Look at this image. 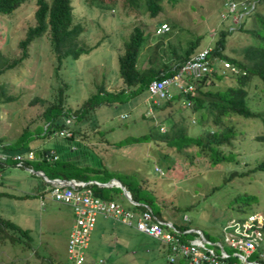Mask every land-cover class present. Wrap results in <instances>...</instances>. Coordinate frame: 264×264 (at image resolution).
Instances as JSON below:
<instances>
[{"label": "trees", "instance_id": "16d2710c", "mask_svg": "<svg viewBox=\"0 0 264 264\" xmlns=\"http://www.w3.org/2000/svg\"><path fill=\"white\" fill-rule=\"evenodd\" d=\"M24 1L31 2V0H0V16L10 15ZM82 1L88 10L92 9V2H95L94 6L106 12L110 18V14L112 13L109 11L113 12V15L116 13L114 19L120 24L117 38L121 43L119 46L121 50L117 52L116 60L118 74L123 82V86L117 89H108L102 83H99L95 85L93 93L80 101L78 106L72 107L69 102L65 101V94L62 89H65L68 84L67 82H63L61 86L57 87L58 90L55 95L51 96L52 98L50 97L51 100H46V104L39 113L38 118L40 121L34 123L31 127H29L30 125L22 127L20 132L8 142H4L3 138L0 137V150L13 153H24L33 149L49 150V156L56 155L54 159L41 155L39 157L25 159L22 162V165L30 166L34 170H41L48 178L60 177L107 181L110 177H115L129 192L131 199L138 204L133 205L127 202L126 199L117 201L118 199L114 198L112 192L108 190L109 187L119 188L117 186L103 187L95 183H90L87 187L95 196L113 200L121 204L124 208L133 211L136 216L140 215L143 211H149L156 218L166 220L162 218V205L157 196L149 185H146L134 172L125 173L119 172L120 170H108L100 164L99 160H95L94 163L92 159L90 161L86 160L91 158L92 153L78 138H75L78 132L85 134L84 129L80 130L79 125L85 126L84 128L87 126H98L100 130H97V132L99 133L104 132V130H124L125 132L120 139L110 140L104 137V140L114 144L119 141H121L120 143L129 145L135 142L148 144L160 153L161 158L159 160L163 161L166 157L169 158L164 163L167 169L172 167L176 162L175 158H179L181 161L183 160L189 164L192 163V158L195 156L204 157L210 164L209 167L213 168L218 166V164L221 165L222 162L236 163L237 154L231 148L226 149L232 146V139L236 136L237 132H242L231 121L232 116L234 118L241 117L244 120L257 117L261 124L258 131H261V133L258 132L259 134L255 135L254 138L257 139L256 141H264V0H233L236 6L235 11L232 12L221 10L222 7L225 8L223 4L225 0H220V10L218 11L219 21L217 24L211 25L208 29V33L210 31L212 32L210 34L211 41L204 45L209 47L204 56L206 67H210L208 73L200 79L193 80L194 88L191 91L184 92L183 95H181V92L172 91L168 97L157 96L156 94L150 96L148 93L139 97L140 99L146 97L141 102L145 104L143 106H150L152 109L172 105L171 109L160 116L158 118L159 122L154 125H148L146 123V117L148 115L145 110L139 111L138 114L136 113L137 115L132 113L130 119L127 116L125 118L120 116L121 113H119V117L115 120L114 124H112V120L104 123V119L103 121L93 119L96 115L93 110L98 106L111 105L113 101L126 102L131 97L140 95V92L145 91L148 82L152 78H160L169 74L171 72L170 64L173 62L176 64L182 62L190 54L199 49L197 45L201 38V31L199 33H192L191 38L186 40L187 43L181 52L176 54L173 44H176L177 40L175 42L174 38L171 39L169 37L175 33L180 36L186 32V29L175 19H169L170 15H167L168 13H163L164 0ZM166 1L169 5H174L179 0ZM214 1L217 3L219 0ZM240 3H244L245 5L242 6ZM27 7H29L28 13L31 15L27 19L28 22L25 23L23 33L20 34L17 40L15 39L16 41L14 40L18 48V53L15 55L3 54L0 50V103L10 102L15 98L13 95L5 92V84L2 81L3 76L13 70L16 72L17 67L29 61L30 49H32L31 47L35 41L41 40L44 43L42 48H49L48 50L53 54L55 61L53 70L55 73L61 67L64 68V65L66 67L71 60H76L79 57L86 60L87 56L91 54V51L97 47V44L103 41L99 38L93 43H85L80 39V35L86 30L87 26L76 15L73 0H33L32 6L29 4ZM116 8H122L124 11L121 12L125 15L133 13L134 15L130 16V20L134 24L132 23L129 27H125L124 24H126V21L123 22V18L118 19L119 15L123 16V14L120 11H115ZM160 13L163 14L159 17L158 15ZM233 15L237 16L235 21H232ZM155 17L158 20H165L163 22L168 25L165 29L166 31L157 32L160 33L158 35H156L157 33L155 34V21H151ZM147 18H150L149 21H147ZM122 32L127 33L125 39L120 37ZM152 33L155 35H152ZM162 33L165 35L161 36ZM235 34L237 36L236 39L243 37L242 35L245 34V43L238 48L236 46L228 47L231 38ZM153 36H158V38L150 45L148 53H145L146 56L143 51L141 60L145 64L144 67L137 66L138 56L145 42ZM9 41L10 38L6 32L1 30L0 48L5 42L9 43ZM39 56V50L37 49L35 64L37 62L40 63ZM217 59L224 60L229 65L224 67L221 61L220 63L216 61ZM225 78L228 79L227 82H224L226 81L224 80ZM253 78L258 79V86L254 83ZM110 82L112 83L113 81L110 80ZM250 86H253L252 92H249ZM250 93L251 95L253 94L251 101L254 96L262 98V107H257L255 103H253V106L250 105V103L252 104L250 101ZM182 96H185L189 100L188 104H185ZM40 99L42 98L35 96L30 98L28 102L33 103ZM183 107L189 109V116L183 114ZM176 113H178V116L181 114V117L179 119H172V115ZM191 114L194 115L193 119L191 118ZM66 118H69V122H65ZM162 123L167 124L164 131L159 129ZM63 126L70 127L72 131L70 136L62 137L54 133ZM34 138L48 139L49 145L44 144L41 148L32 147L30 140ZM71 144H74V147L71 148ZM161 150L164 151L162 152ZM178 154L180 155L179 157ZM11 164L14 165V162ZM8 165L0 164V170L2 167ZM248 170H250V173L253 170L264 171V155L256 160L254 165ZM239 174L242 175L243 173ZM233 175H235V171H231L221 181H226L225 179ZM40 178L41 184L36 185L32 189V194L38 195L44 192L46 183L42 177ZM179 178H183V176ZM253 189H248L247 187L248 192L242 191L241 195H238L242 197L241 200L236 198L237 196L234 197L236 201H240L236 209V211H239V214L243 215L245 213L244 208L257 202V192L252 191ZM31 193L27 192L24 195ZM3 194L9 195L7 192L0 191V195ZM111 220L115 221L113 219ZM182 220L184 221L186 219ZM132 222H135L134 218ZM172 224L177 229L191 227L185 222ZM122 225L131 227L136 232L150 237L146 251L155 242L164 244L160 240L136 230L131 225ZM161 228L163 230L167 229L165 225H161ZM262 234L264 237V223ZM192 236V232H186L180 234V239L182 241H188ZM206 236L210 238L209 235L206 234ZM21 237H23L25 242H28L30 240L28 230L21 228L8 218L0 216V242L7 239L13 243L17 238ZM114 245H116V250L117 248L121 249L124 247L120 246V244ZM109 247L111 248V246ZM91 255L89 253L88 239V245L84 251V260L81 264L104 263V257L98 256L95 261ZM256 255L257 251H254L251 257ZM165 258L167 259V255ZM176 258L184 257L177 256ZM230 260H234V258H230ZM115 261L113 259L112 262L114 263ZM112 262L108 263L112 264ZM117 263L115 262V264ZM173 263L174 261H166L165 264ZM51 264L71 263L69 260L68 263L53 260Z\"/></svg>", "mask_w": 264, "mask_h": 264}, {"label": "rangeland", "instance_id": "374dc122", "mask_svg": "<svg viewBox=\"0 0 264 264\" xmlns=\"http://www.w3.org/2000/svg\"><path fill=\"white\" fill-rule=\"evenodd\" d=\"M219 2L220 0L217 3L214 0H179L174 5H169L166 0L163 1V13H168L169 19H175L186 29V32L180 36L175 33L169 37L174 38L175 42L177 40V43L173 44L176 54L181 52L187 43L186 40L191 38L192 33L201 31L197 48H201L211 41L210 34L212 32L208 33V29L219 21ZM32 3L33 0L31 2L24 1L10 15L0 16V32L1 30L5 31L10 38L9 43L5 42L0 48L3 54L15 55L18 53L15 41L23 33L25 23L28 22L27 19L31 14L28 13L29 7L27 6L29 4L32 6ZM94 3L92 2V9L88 10L82 0H73L76 15L87 26L80 35V39L85 43H93L99 38L103 40L91 51L86 60L81 57L71 60L66 67L64 65V68L61 67L55 73L53 54L48 50L49 48H42L44 43L37 40L30 49L29 63L22 64L16 68V72L13 70L3 76L5 92L15 97V100L0 103V137L3 138L4 142L14 138L22 127L26 125L31 127L40 121L39 113L46 104V100H51V96L55 95L58 90L57 87L61 86L63 82L68 84L65 89H62L65 94V101L69 102L72 107L78 106L80 101L93 93L95 85L99 83L108 89H117L123 86L118 74L116 60V54L121 50L119 47L121 43L117 38L120 24L114 19L116 13L113 15V12L109 11L112 13H109L110 18L106 12L94 6ZM221 10H225V8L222 7ZM115 11L122 13L121 11L124 10L116 8ZM163 13L158 16H162ZM122 14L123 16L119 15L118 19L123 18V22L126 21L124 26L129 27L133 23L130 16L134 14H126L127 16ZM149 19L147 18V21ZM152 20L155 21V34L163 31L161 29L164 27L163 21L165 20H158L156 17ZM159 22L163 26L158 24ZM166 26L168 25L166 24ZM147 30L149 29L147 28ZM155 34L152 33V35ZM158 34L160 33L156 35ZM164 35L161 34V36ZM126 36V32L120 34L122 39H125ZM242 36L236 39L235 34L228 47L236 46L238 48L242 46L245 43V34ZM156 38L158 36L147 39L138 56L137 66L144 67L145 64L141 60L143 51L144 54L148 53L150 45L155 42ZM163 39L165 40V38ZM39 46L40 48H38ZM37 49L40 54V63L35 64ZM166 60L168 61V59ZM110 80L113 82L111 83ZM224 80L227 82L228 79L225 78ZM253 81L257 86L259 85L257 78H253ZM170 90L174 91L175 88L171 87ZM252 91L253 86H250L249 92ZM145 94L146 91H142L140 95L131 97L126 102L113 101L114 103L112 102L111 105L98 106L93 110L96 114L93 119L102 121L104 119V123L112 120V124H114L119 113H128L126 116L130 119L132 113L138 114L139 111L145 110L148 115L146 123L154 125L159 122L160 116L171 109L172 105L158 109L143 106L145 104L141 101L146 97L141 99L139 97ZM252 95L250 93V101ZM35 96L41 97L43 100L29 103V99ZM135 97L137 98L135 99ZM251 102L250 105L252 106L253 103L257 107L263 105L262 98L258 96H254ZM182 112L187 116L190 114L187 107H183ZM180 117L181 114L178 116V113L172 115V119H179ZM193 117L194 115L191 114L192 119ZM231 121L242 131L237 132L232 139V146L226 148H231L237 154V162H222L221 165L218 164L214 168L209 167L210 164L204 157L195 156L192 158V163L189 164L175 158L176 162L167 169L164 163L169 158L166 157L163 161L159 160L161 158L160 153L148 144L135 142L129 145L120 143L121 141L114 144L104 140V137L110 140L120 139L125 132L124 130H104V132L99 133L97 132L100 130L98 126L84 128L85 126L79 125L80 130L84 129L85 134L78 132L75 138H78L92 153L91 158L86 160L92 159L93 163L95 160H99L100 164L108 170H120L119 172L125 173L134 172L146 185H149L162 205V218L170 220L174 224L185 222L191 227H198L211 238L220 240L224 244L221 238L223 224L228 218L241 215L238 213L239 211H236L240 201H236L234 197L237 196L236 198L241 200L242 197L238 195H241L242 191H247V187L248 189L254 188L252 191L257 192V202L243 210L245 213L252 210L264 212V171L253 170L250 173L248 170L256 160L264 155V141H256L257 139L254 138L255 135L259 134L258 132L261 133L258 131L261 124L257 117L244 120L241 117L234 118L232 116ZM166 126V123H162L159 129L164 131ZM30 144L32 147L41 148L44 144L49 145V140L34 138L30 140ZM72 147L74 144H71ZM156 167L162 170L161 175L153 170ZM231 171H235V175L225 179L226 181H221ZM239 173L243 174L240 175ZM185 175L186 177H184ZM182 176L183 178H179ZM40 177L34 172H28L24 167H15L12 164L4 166L0 170V191L9 194L0 195V216L6 217L21 228L27 229L30 235L28 242H25L23 237L17 238L13 243L7 239L0 242V264H51L53 260L68 263L65 235L72 219V213L66 206L49 199L47 193H44V205L39 207L38 196L31 192L36 185L41 184ZM108 190L112 192L114 198L118 199L117 201L127 200L120 188L109 187ZM27 192L31 194L24 195ZM127 202L129 201L127 200ZM182 219L186 220L183 221ZM93 228L89 235V253L92 254L91 256L95 261L98 256H102L105 258L103 264H110L108 262H112L113 259H118L115 261L118 262L117 264L166 263L165 256L168 253L166 245L155 242L146 251L145 248L149 245L150 237L135 232L131 227L112 221L110 218L98 216ZM120 243L124 246L119 250L120 253L106 252L105 249L109 246L114 247V244ZM259 250L264 251V237L260 242ZM173 264L188 263L185 258H176Z\"/></svg>", "mask_w": 264, "mask_h": 264}, {"label": "built area", "instance_id": "2783aa9c", "mask_svg": "<svg viewBox=\"0 0 264 264\" xmlns=\"http://www.w3.org/2000/svg\"><path fill=\"white\" fill-rule=\"evenodd\" d=\"M223 4L226 11H235L236 3L233 0H225ZM240 4L245 5L244 3ZM236 19L237 16L233 15L232 21ZM208 49L209 47H205L187 59L182 65L183 71L199 74L207 69L204 56ZM223 64L227 65L225 61ZM171 81L177 82L175 76ZM171 81L168 78L152 79L147 86L149 95L165 96L167 94L166 87ZM65 122H69V118H66ZM55 132L63 136L70 134L68 128L64 126ZM33 157V151L13 153L0 150V164L14 162L13 166H23L27 171H31V168L22 165V162ZM48 157L54 159L56 155H48ZM155 169L159 174L162 173L159 167ZM42 179L46 186L44 192L38 194L39 205L44 204V193H47L49 199L66 204L71 209L72 223L65 243L66 255L71 264H81L84 260V251L88 245L89 235L98 216L110 217L122 224L131 225L136 230L160 240L168 249L166 255L169 262L174 261L177 256H182L188 264H264L260 261L261 257H264V252L258 250L263 239L264 212H251L241 220L235 218L227 220L221 229V238L224 241L222 244L220 240L207 239L198 228L177 229L170 220H160L149 211H143L136 216L133 211L113 200L95 196L87 187L90 183L104 186L108 184L107 182L96 179L80 180L60 177L48 178L46 176H42ZM130 203L138 204L135 201ZM133 218L135 219L134 223L132 222ZM161 225H165L167 229L163 230ZM186 232H192L193 236L188 241H182L180 234ZM254 251H257V255L251 257ZM230 258H234V260H230Z\"/></svg>", "mask_w": 264, "mask_h": 264}, {"label": "clouds", "instance_id": "9594fccd", "mask_svg": "<svg viewBox=\"0 0 264 264\" xmlns=\"http://www.w3.org/2000/svg\"><path fill=\"white\" fill-rule=\"evenodd\" d=\"M158 24H160L161 26H163L162 25V23L161 22H159ZM161 28V27H160ZM163 29H161V30H165L166 28H167V26H166V24L164 23V27H162ZM156 29V28H155ZM162 32V31H161ZM157 33V32H156ZM205 47H207V46H202L201 48H199L196 52H194V53H192V54H190L185 60H183L182 62H180V63H175V62H173L172 64H170L169 65V67H170V69H171V72L169 73V74H167V75H164V76H162V77H160V78H152V79H162V78H168L169 79V81H171L172 80V78L175 76V79H176V83H174L173 81H171L168 85H167V87H166V89H167V94L165 95V96H170L169 94H170V92H172V90H170V88L171 87H173V88H175V90L174 91H176V92H181V95H183V93L184 92H187V91H191L193 88H194V84H193V80H195V79H200L202 76H204V75H206L207 73H208V71H209V69H210V67H208L207 69H205V70H203V71H201L199 74H193V73H186V72H184L183 71V69H182V65L186 62V60L187 59H190L193 55H195V54H197L199 51H201L203 48H205ZM216 61H218V63H220V61L222 62V64H223V62H224V60H221V59H217ZM227 65H229V63H227ZM227 65H224L223 64V66L225 67V66H227ZM151 79V80H152ZM150 80V81H151ZM149 81V82H150ZM148 82V83H149ZM147 86H148V84H147ZM147 86H146V93H148L149 94V92H148V88H147ZM182 99H183V101H185V104H188L189 103V100L188 99H186V97L185 96H182ZM148 108H151L150 106H148ZM128 113H126V112H122L121 113V115L120 116H126ZM68 128V130L70 131V134L69 135H67V136H70L71 134H72V131H71V129H70V127H67ZM55 134H56V132H54ZM59 135V134H58ZM59 136H62V137H67V136H63V135H59ZM31 151H42L43 152V150H41V149H39V150H31ZM45 151H47V153H45V154H43V156H48L49 155V150H45ZM44 153V152H43ZM38 157V156H37ZM9 165H11V164H9ZM23 167V166H22ZM30 167V166H29ZM31 168V171H28V172H34L35 173V171H41V170H34L32 167H30ZM155 171H156V169H155ZM159 174V173H158ZM162 174V173H161ZM160 174V175H161ZM39 176H41V175H39ZM45 176V175H44ZM42 177V176H41ZM114 179H116L115 177H110L107 181H101V182H107L108 184L107 185H102L103 187H108V186H117L118 187V182L116 181V180H114ZM97 180V179H96ZM98 181H100V180H98ZM123 193V192H122ZM38 196V195H37ZM124 197L125 198H127L125 195H124ZM127 200L129 201V202H132L133 200L132 199H128L127 198ZM57 202V201H56ZM40 206H42V205H40ZM251 212H256V210H253V211H250V212H248V213H245V214H243V215H239V216H237V217H230V218H228L227 220H229V219H231V218H235V219H239V220H241V219H243L247 214H249V213H251ZM226 220V221H227ZM264 223V222H263ZM225 224V223H224ZM223 224V225H224ZM195 228H198V227H195ZM198 229H200V228H198ZM222 229V228H221ZM201 230V229H200ZM201 232L204 234V236L207 238V239H210V240H217V239H213V238H209V237H207L206 236V234H205V232H203L202 230H201ZM259 250V249H258ZM264 252V251H263ZM263 259H264V257H261V259H260V261L261 262H263L264 263V261H263ZM166 261H167V259H166ZM169 262V261H168Z\"/></svg>", "mask_w": 264, "mask_h": 264}, {"label": "water", "instance_id": "95a60500", "mask_svg": "<svg viewBox=\"0 0 264 264\" xmlns=\"http://www.w3.org/2000/svg\"><path fill=\"white\" fill-rule=\"evenodd\" d=\"M44 152V153H43ZM34 151L33 152V155H34V157H39V156H41V155H43V154H45V153H47V151ZM35 174H37V175H41V176H44V173L42 172V171H35ZM114 180H116L117 182H118V187L121 189V191L123 192V194L130 200L131 199V197H130V194H129V192L125 189V187L119 182V180L118 179H114Z\"/></svg>", "mask_w": 264, "mask_h": 264}, {"label": "crops", "instance_id": "0c3cea01", "mask_svg": "<svg viewBox=\"0 0 264 264\" xmlns=\"http://www.w3.org/2000/svg\"><path fill=\"white\" fill-rule=\"evenodd\" d=\"M36 195V194H35ZM60 205H63V206H66L67 208H69V210L71 211V209H70V207L68 206V205H66V204H63V203H60V202H58ZM38 205H39V203H38ZM44 205V204H43ZM42 205V206H43ZM39 207H40V205H39ZM72 213V212H71ZM71 223H72V219H71V221H70V224H69V227H68V230H67V233H66V235H65V239H67V235H68V232H69V230H70V226H71ZM94 229V228H93ZM92 229V230H93ZM136 232V231H135ZM138 233V232H137ZM125 238V237H124ZM139 240V239H138ZM140 241V240H139ZM65 243H66V240H65ZM115 246L116 245H114V247L112 246L111 248L110 247H108V248H104L106 251H109L110 253H120V252H118L120 249H118L117 248V250L115 249ZM120 246H123V244H121L120 243ZM103 247V246H102ZM145 250H146V248H145ZM118 259H116V261H117Z\"/></svg>", "mask_w": 264, "mask_h": 264}]
</instances>
